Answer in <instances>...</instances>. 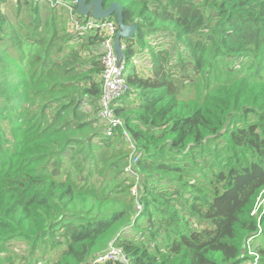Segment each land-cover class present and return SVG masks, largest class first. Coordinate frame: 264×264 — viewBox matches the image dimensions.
<instances>
[{
  "label": "trees",
  "instance_id": "trees-1",
  "mask_svg": "<svg viewBox=\"0 0 264 264\" xmlns=\"http://www.w3.org/2000/svg\"><path fill=\"white\" fill-rule=\"evenodd\" d=\"M71 1L0 0V264H30L15 240L44 264H264V0H103L137 26L113 104L137 195L99 116L106 37Z\"/></svg>",
  "mask_w": 264,
  "mask_h": 264
},
{
  "label": "built area",
  "instance_id": "built-area-1",
  "mask_svg": "<svg viewBox=\"0 0 264 264\" xmlns=\"http://www.w3.org/2000/svg\"><path fill=\"white\" fill-rule=\"evenodd\" d=\"M48 1L52 6L59 2V0ZM79 1L80 0H72L70 3H66L65 5L70 12L72 30L78 34L90 31H99L106 37L102 42L103 56L101 60L103 63V72L101 74V83L103 93L100 99L101 110L99 112V116L101 117V120L106 123L107 134L109 136L114 134L116 128H124L123 137L126 139L130 149L132 150L126 171L129 174L135 175L136 185H134L132 189V194L137 195V187L139 181H141V177L136 172L135 165L139 161L140 154L137 151L135 143L132 141V135L124 126V119L116 114L113 106L115 101L123 97L131 89L126 73L128 66L125 63V58L124 61L120 63L115 49V38L119 30V26L117 21L112 19V17L106 19H98L91 15L88 17H80L77 9ZM121 46L123 50L126 49L124 41H122ZM137 207L138 212H140L142 206L139 204ZM250 254L255 255L256 260L258 259L256 252L250 251ZM109 262L112 264H133L125 250L115 244H111L109 248L99 254L97 258L89 264H105Z\"/></svg>",
  "mask_w": 264,
  "mask_h": 264
},
{
  "label": "water",
  "instance_id": "water-1",
  "mask_svg": "<svg viewBox=\"0 0 264 264\" xmlns=\"http://www.w3.org/2000/svg\"><path fill=\"white\" fill-rule=\"evenodd\" d=\"M78 13L83 16H93L98 19H106L115 16L119 25V30L115 38V49L122 63L125 58V50L122 49L123 40H129L136 34V23L127 25L123 20V8L120 2H113L108 8L104 7L103 0H80Z\"/></svg>",
  "mask_w": 264,
  "mask_h": 264
},
{
  "label": "rangeland",
  "instance_id": "rangeland-1",
  "mask_svg": "<svg viewBox=\"0 0 264 264\" xmlns=\"http://www.w3.org/2000/svg\"><path fill=\"white\" fill-rule=\"evenodd\" d=\"M126 65H127V63H126ZM129 65H127L128 66L127 70H126L127 75L129 73ZM138 70L142 72V69L140 67H138ZM218 152H219L218 147H217V145H215V147L212 151L213 157L215 154H218ZM65 224H64L63 228H65ZM213 228H214V225H212V229ZM10 248L16 254H19L20 256L25 257L27 259V262H29L30 264H32V263L44 264L45 261L47 262L48 258H51V255H50L51 253L48 255L46 253H44L42 246H37L34 250V253H32V251H33L32 245L28 241H25V240H15V241L11 242Z\"/></svg>",
  "mask_w": 264,
  "mask_h": 264
},
{
  "label": "clouds",
  "instance_id": "clouds-1",
  "mask_svg": "<svg viewBox=\"0 0 264 264\" xmlns=\"http://www.w3.org/2000/svg\"><path fill=\"white\" fill-rule=\"evenodd\" d=\"M111 18V17H110ZM115 20V19H114ZM117 21V20H116ZM118 23V22H117ZM119 26V25H118ZM124 41V40H123ZM127 77H128V75H127Z\"/></svg>",
  "mask_w": 264,
  "mask_h": 264
}]
</instances>
